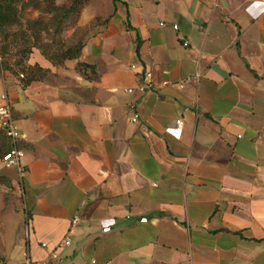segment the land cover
Returning <instances> with one entry per match:
<instances>
[{
	"label": "crops",
	"instance_id": "obj_1",
	"mask_svg": "<svg viewBox=\"0 0 264 264\" xmlns=\"http://www.w3.org/2000/svg\"><path fill=\"white\" fill-rule=\"evenodd\" d=\"M78 26L75 58L0 76L25 171L0 134V264H264V0H90Z\"/></svg>",
	"mask_w": 264,
	"mask_h": 264
},
{
	"label": "rangeland",
	"instance_id": "obj_2",
	"mask_svg": "<svg viewBox=\"0 0 264 264\" xmlns=\"http://www.w3.org/2000/svg\"><path fill=\"white\" fill-rule=\"evenodd\" d=\"M87 5V4H86ZM72 0H24L18 5L15 22L0 31V47L6 55L3 63L10 73L30 75L27 62L36 52L60 64L64 54L81 45L86 31L78 26L80 12L71 10Z\"/></svg>",
	"mask_w": 264,
	"mask_h": 264
},
{
	"label": "built area",
	"instance_id": "obj_3",
	"mask_svg": "<svg viewBox=\"0 0 264 264\" xmlns=\"http://www.w3.org/2000/svg\"><path fill=\"white\" fill-rule=\"evenodd\" d=\"M184 47H186V44H184ZM147 78H150L149 75H147ZM167 83H164V85ZM176 86L182 87L183 83H177ZM158 88L154 87L148 83L145 85L139 86L137 88V91L140 93H144L146 91L155 92ZM128 94L132 93L131 90L126 91ZM0 129L3 132L4 136L10 141L11 149L5 153L2 158L1 162L4 168H14L17 167L20 171V175L23 176L25 171L20 166V159L22 158V152L18 148V141L20 139V135L18 132V129L16 127L15 121L12 117V111L10 107V103L8 100V97L5 93H3L0 96ZM127 111L130 113V122L131 123H137V118L134 113V105L129 104L127 107ZM181 126L182 122L180 120L176 121V127L174 130H171V132L174 135L175 139H179L180 132H181ZM72 226H75L77 224V220L73 219ZM70 244L68 239H65L63 242L60 243V247H68ZM42 248H46V245H41ZM58 260V256L55 251L49 253L47 257H45L41 261H33L29 256H26L21 264H54Z\"/></svg>",
	"mask_w": 264,
	"mask_h": 264
},
{
	"label": "trees",
	"instance_id": "obj_4",
	"mask_svg": "<svg viewBox=\"0 0 264 264\" xmlns=\"http://www.w3.org/2000/svg\"><path fill=\"white\" fill-rule=\"evenodd\" d=\"M90 0H72L71 10L80 12ZM24 0H0V31L11 26L15 22L16 14L18 11V5L23 4ZM80 47L76 49H70L64 54V60H70L75 58L79 53ZM6 55L5 47H0V76L4 74L5 71L9 72L10 68L3 63V59ZM42 56L48 59L43 53ZM50 60V59H49ZM53 63V60H50ZM0 134L4 136L0 129ZM6 138V137H5ZM10 149L6 150L7 153ZM2 155V156H3ZM2 158V157H1Z\"/></svg>",
	"mask_w": 264,
	"mask_h": 264
}]
</instances>
